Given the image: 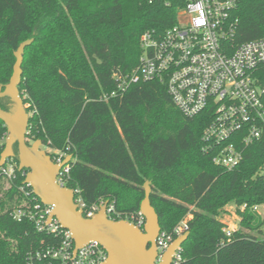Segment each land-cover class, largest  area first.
Wrapping results in <instances>:
<instances>
[{
  "label": "trees",
  "instance_id": "16d2710c",
  "mask_svg": "<svg viewBox=\"0 0 264 264\" xmlns=\"http://www.w3.org/2000/svg\"><path fill=\"white\" fill-rule=\"evenodd\" d=\"M181 0H0V86L13 74L15 51L26 47L19 85L30 114L28 143L40 139L52 152L72 155L67 187L79 188L88 205L114 203L113 219L137 223L151 182V201L162 231L186 220L188 239L179 264H264V220L245 214L228 237L221 216L229 204L264 201V146L253 145L233 170L202 151L210 109L185 116L160 80L133 83L112 96L130 75L147 30L164 32L178 20ZM237 43L264 39V0H239ZM264 88V66L255 73ZM107 96V97H106ZM0 107L16 103L0 95ZM8 126L0 120V158ZM5 139V140H4ZM12 159L20 166L18 143ZM29 169L0 174V264H27L50 239L13 213L41 198L25 184ZM24 186L32 192L27 195ZM33 197H36L33 199ZM191 218H188L189 215ZM248 230V231H247Z\"/></svg>",
  "mask_w": 264,
  "mask_h": 264
},
{
  "label": "built area",
  "instance_id": "2783aa9c",
  "mask_svg": "<svg viewBox=\"0 0 264 264\" xmlns=\"http://www.w3.org/2000/svg\"><path fill=\"white\" fill-rule=\"evenodd\" d=\"M238 1L181 0L183 4L178 7L176 24L162 33L147 30L141 35L139 64L130 75L119 77L117 91L112 93L114 96L124 92L139 81L160 80L185 116L193 117L210 109L213 117L202 133V151L227 170L240 165L253 145L264 146V88L255 77L257 69L264 66V39L236 42L239 19L234 11ZM68 156L56 151L54 161L62 164ZM17 168L20 166L9 158L0 168V174L12 178ZM69 174L67 163L57 176L60 185L67 186ZM257 174L264 184V163ZM22 175L27 176V173L23 171ZM21 190L32 195L24 186ZM73 190L75 203L86 218L94 217L105 203L102 200L88 205L81 190ZM233 209L240 221L247 213L264 220V201L254 205L234 203ZM52 212V205L36 201L13 213L16 221H30L39 233L50 237L29 256L27 264H102L107 259V251L97 241L76 249L71 231L57 217H52ZM114 212L115 205L110 202L107 213L112 218ZM137 221V225L144 226L145 216L141 212ZM187 229L184 220L171 233L161 230L157 241L159 255ZM239 229L227 226L224 232L231 237ZM261 230L264 237V225ZM181 260L180 248L172 264H179Z\"/></svg>",
  "mask_w": 264,
  "mask_h": 264
},
{
  "label": "water",
  "instance_id": "95a60500",
  "mask_svg": "<svg viewBox=\"0 0 264 264\" xmlns=\"http://www.w3.org/2000/svg\"><path fill=\"white\" fill-rule=\"evenodd\" d=\"M32 42L33 39L19 45L15 51L16 62L10 81L0 86V95H8L16 103L13 113L0 107V120L9 128L6 146L0 158V168L15 155L13 148L17 142L20 169H29L25 183L34 188L43 203L53 206L51 216L57 217L71 231L76 249L90 241H97L105 248L108 256L102 264H172L190 232L186 231L176 237L163 254L159 255L157 241L162 227L159 214L151 201L150 181L144 184L145 198L141 204V213L145 216L143 227L128 219L111 218L107 213L109 201H105L94 217L86 218L75 203L74 190L60 185L57 180L58 173L63 165L69 163L72 155L59 164L52 159L49 151L41 149L44 144L40 139L33 141L32 145L28 143L30 114L19 85L22 81L25 49Z\"/></svg>",
  "mask_w": 264,
  "mask_h": 264
},
{
  "label": "rangeland",
  "instance_id": "374dc122",
  "mask_svg": "<svg viewBox=\"0 0 264 264\" xmlns=\"http://www.w3.org/2000/svg\"><path fill=\"white\" fill-rule=\"evenodd\" d=\"M33 141L34 140L31 139L29 141V144L32 145L33 144ZM41 149L42 150H47L49 152H52V150L48 146H46V145H42ZM233 206H234V204L227 205L226 211L223 212V214L221 216V219L223 220V222L229 224V225L227 224L228 227H231V225H232V227L237 226V227L241 228L242 227L241 226L242 220L241 221L239 220L240 216H235ZM190 215L188 217L191 218L192 215L191 216Z\"/></svg>",
  "mask_w": 264,
  "mask_h": 264
},
{
  "label": "crops",
  "instance_id": "0c3cea01",
  "mask_svg": "<svg viewBox=\"0 0 264 264\" xmlns=\"http://www.w3.org/2000/svg\"><path fill=\"white\" fill-rule=\"evenodd\" d=\"M223 221V220H222ZM226 224H228V223H226ZM229 225V224H228ZM231 227H232V225H231Z\"/></svg>",
  "mask_w": 264,
  "mask_h": 264
}]
</instances>
